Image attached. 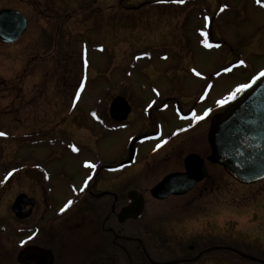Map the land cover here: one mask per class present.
<instances>
[{"label": "rangeland", "instance_id": "obj_1", "mask_svg": "<svg viewBox=\"0 0 264 264\" xmlns=\"http://www.w3.org/2000/svg\"><path fill=\"white\" fill-rule=\"evenodd\" d=\"M145 1L162 0H0V11L17 10L29 22L28 31L17 43H0V132L6 133L0 137V179L9 177L10 168L18 167L13 192L34 195L42 205L37 179L49 174L53 178L44 179L63 198L58 203L61 206L71 202L68 183L85 179L87 170L79 169L84 160L108 166L122 162L130 137L146 128L141 118H134L123 130L108 132L101 126L118 96L132 94L129 99L136 117L139 106L144 110L173 100L165 114L164 133L169 137L177 131L175 121L168 117H173L175 103L189 110L204 86L213 88L210 104L227 100L264 69L262 9L250 6L244 13L243 0H232L235 11L223 16V0H208L210 13L215 15L218 10L222 15L212 29L215 36H223L224 45L204 50L191 37L201 27L197 15L201 2L173 11L166 3L147 6ZM122 8L138 11L127 14ZM179 30L187 34L189 46L180 44ZM61 139L75 142L78 161L67 152L63 155L52 149V141ZM116 176L119 174H108L111 179ZM155 177L147 176L137 187L148 192L158 183ZM218 186L223 191L218 198L206 197L190 211L199 215L196 205L209 215L214 212L209 220L234 219L237 228L227 231L212 224L205 242H224L264 259V181L242 186L224 172L214 188ZM156 205L148 202L140 225L128 227L127 233L140 231L146 222H170L167 210L174 202L165 211ZM182 220L190 226L207 221L204 216L198 221ZM234 259L229 263L250 264Z\"/></svg>", "mask_w": 264, "mask_h": 264}, {"label": "flooded vegetation", "instance_id": "obj_2", "mask_svg": "<svg viewBox=\"0 0 264 264\" xmlns=\"http://www.w3.org/2000/svg\"><path fill=\"white\" fill-rule=\"evenodd\" d=\"M195 1L201 2L199 6L202 8L198 9L197 14L201 27L192 31L191 37L196 39L199 47L204 50L220 49L224 45V40L221 39L223 36H215L212 28L222 15L235 11L232 0L221 2L224 10L222 15L218 10L215 11V15L210 13L212 10L208 8V0H184L183 3H178L176 0L159 1L161 3L145 2L147 6L166 3L167 8L177 11L178 8L185 10ZM241 4L244 13L250 6H253V9H262L264 13L263 7L257 4L256 0H243ZM122 9L126 10L127 14L138 11V9ZM182 33L183 30L177 32L180 44L189 46L187 34ZM206 44H210L211 47H206ZM219 74L220 72L214 76ZM212 90V86H204L201 93L194 97L195 106L189 110L185 111L180 103H175L176 106L172 110L173 117H168L175 121L174 126L177 127V131L169 137L164 133L165 119H167L165 114L170 112L169 103L173 100L144 107V110L139 106L137 117L134 116L132 109L131 116L124 122L113 121L108 111L103 127L108 132L127 129L134 122V118H141L146 130L139 136L130 137L122 162L113 166L94 164L95 168L85 166L86 169L83 165L92 164L91 160L80 163L79 169L85 172L87 170L86 177L80 183H68L66 190L72 193L71 203L68 200L67 203L58 206L62 197L44 179L53 176L45 174L42 179H37L41 184L42 205L34 195L21 193L35 200V203L26 207L23 216H17L13 213L12 207L21 194L13 192L12 186L17 168H10L9 180L0 179V264H152L151 261L156 264H231L230 260L240 259L239 255L228 250H238L231 245H225L224 242H205L212 224L217 223L220 228H227L229 231L231 228H237L234 219L215 223L209 220L212 214L214 218V212H210L209 215L206 210L202 211L201 207L198 208L196 205L195 209L200 212L199 215L190 211L195 203L201 204L202 199L218 198V195L223 193L219 186L214 187L225 171L221 166L209 161L211 148L207 137L212 117L222 113L232 100L228 98L224 100L227 103L221 105L218 102L222 99H217L216 104H210L212 100L209 96ZM131 95L126 93L122 97L130 104ZM136 98L135 101L139 96L136 95ZM205 112H208V115L203 120L197 119L198 116H204ZM141 136L148 138L135 145L134 162L130 166H120L130 158L131 142ZM62 139L64 140V136ZM62 139V142L52 141L50 144L53 145L52 149L60 150L63 155L67 152L70 158L78 161L74 155L76 152L73 151V147L76 148L75 142H63ZM192 156L203 161L207 170L206 178L198 182L186 195L171 196L166 200L155 199L151 191L171 175L186 174L187 162ZM162 170L166 172L163 174ZM108 174H119V176L111 179ZM150 175L156 176L158 183L144 193L137 187L138 182L141 180L145 182L144 179ZM124 185L125 190H121ZM132 191L144 197V214L138 221L130 220L119 224L117 214L131 204L129 192ZM170 201L174 202V206L167 210L172 216L170 222L169 220L159 223L146 222L140 231L127 233L128 227L140 225L139 221L144 219L145 212L148 211V202L149 205L158 204L165 211ZM219 213L225 219L224 211ZM203 216L207 220L205 223L200 222L191 226L183 224L185 221L182 220L183 217H188L187 222H189L198 221ZM232 217L234 218L233 215Z\"/></svg>", "mask_w": 264, "mask_h": 264}, {"label": "water", "instance_id": "obj_3", "mask_svg": "<svg viewBox=\"0 0 264 264\" xmlns=\"http://www.w3.org/2000/svg\"><path fill=\"white\" fill-rule=\"evenodd\" d=\"M28 29V20L14 10L0 11V41L4 44L17 43ZM260 75V74H259ZM258 75V76H259ZM257 76V77H258ZM246 91L227 106L224 112L212 119L209 127V144L212 164L223 167L228 176L238 183L249 186L264 180V77L254 79ZM131 107L125 98L113 100L110 116L113 121L124 122L131 114ZM144 137L136 138L130 149V159L121 166H129L135 158V145ZM207 170L202 160L192 156L187 162V173L171 175L157 185L152 196L158 200H166L171 196H183L203 181ZM20 195L16 198L13 211L23 216L26 207L33 206L35 201ZM131 204L118 214L119 224L127 221H138L145 210L144 197L136 191L129 192ZM243 259L264 264L258 259L238 250L228 249ZM152 264H156L151 261ZM173 264V263H172Z\"/></svg>", "mask_w": 264, "mask_h": 264}, {"label": "snow or ice", "instance_id": "obj_4", "mask_svg": "<svg viewBox=\"0 0 264 264\" xmlns=\"http://www.w3.org/2000/svg\"><path fill=\"white\" fill-rule=\"evenodd\" d=\"M176 2H178V3H183L184 0H176ZM256 3H257V4H260L261 7H264V3H262V0H256ZM221 11H223V9H221ZM205 46H206V47H211L210 44H206ZM217 47H219V45H217ZM240 63L243 64L244 62L241 61ZM196 74H197V75H200V73H198V72H197ZM260 77H264V72H261L260 75H259L258 77H256L255 79H259ZM249 87H251L250 84H245V85H242V86L238 87V88L236 89V91H235V92L229 97V100H235V99L237 98V94L246 91ZM218 103H220L221 105H223V104L227 103V101L221 100V101H219ZM207 115H208V112H205L204 116H198L197 119H199V120H203ZM5 136H6V133H4V132H0V137H5ZM73 151H77V149H76L75 147H73ZM85 166H86V167H89V168H95V165H94V164H86ZM85 186H86V185H85ZM82 190H83V189H81V191H82ZM70 203H71V202H70Z\"/></svg>", "mask_w": 264, "mask_h": 264}]
</instances>
